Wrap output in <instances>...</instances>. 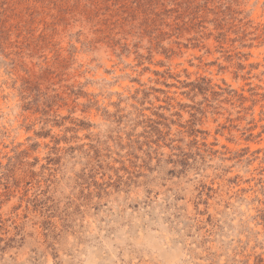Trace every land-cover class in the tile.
<instances>
[{
  "label": "rangeland",
  "instance_id": "374dc122",
  "mask_svg": "<svg viewBox=\"0 0 264 264\" xmlns=\"http://www.w3.org/2000/svg\"><path fill=\"white\" fill-rule=\"evenodd\" d=\"M0 264H264V0H0Z\"/></svg>",
  "mask_w": 264,
  "mask_h": 264
}]
</instances>
